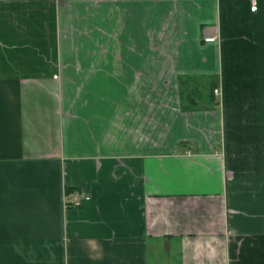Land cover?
Returning <instances> with one entry per match:
<instances>
[{
  "label": "crops",
  "instance_id": "crops-1",
  "mask_svg": "<svg viewBox=\"0 0 264 264\" xmlns=\"http://www.w3.org/2000/svg\"><path fill=\"white\" fill-rule=\"evenodd\" d=\"M0 264H264V0H0Z\"/></svg>",
  "mask_w": 264,
  "mask_h": 264
},
{
  "label": "built area",
  "instance_id": "built-area-1",
  "mask_svg": "<svg viewBox=\"0 0 264 264\" xmlns=\"http://www.w3.org/2000/svg\"><path fill=\"white\" fill-rule=\"evenodd\" d=\"M257 9H258V6H257L256 3H254V5L252 6L251 10L253 12H255V11H257ZM205 41L207 43H217L218 39H217V37H207L205 39ZM219 93H220L219 89H215L214 90V94L216 96H218ZM70 197H71V204H73L74 206L78 205L81 202V200H83V199L89 200L88 197H84V195L82 193H79V192H74L73 194L70 195Z\"/></svg>",
  "mask_w": 264,
  "mask_h": 264
}]
</instances>
